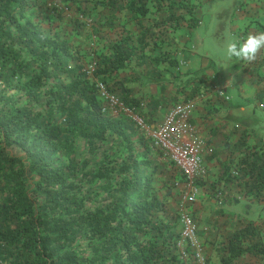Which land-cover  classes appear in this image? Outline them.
<instances>
[{
    "label": "trees",
    "instance_id": "obj_1",
    "mask_svg": "<svg viewBox=\"0 0 264 264\" xmlns=\"http://www.w3.org/2000/svg\"><path fill=\"white\" fill-rule=\"evenodd\" d=\"M64 1L83 17L97 6L124 4L139 19L164 10L157 23L170 21L171 30L196 7L191 0ZM38 6L0 0V264H198L193 248L180 249L177 220L155 191L157 150L129 116L101 109L96 82L117 94L107 82L132 55L129 37L110 43L111 54L100 55L91 74L68 70L67 43L29 19ZM82 28L77 21L70 33ZM56 71L71 80L50 83ZM222 175L240 185L245 201L220 242L218 264L246 257L264 264V148L241 144Z\"/></svg>",
    "mask_w": 264,
    "mask_h": 264
},
{
    "label": "crops",
    "instance_id": "obj_2",
    "mask_svg": "<svg viewBox=\"0 0 264 264\" xmlns=\"http://www.w3.org/2000/svg\"><path fill=\"white\" fill-rule=\"evenodd\" d=\"M92 1L99 4L101 0ZM191 1L196 5L195 11L172 30L170 21L163 26L157 23L166 18L167 11L148 13L139 19L131 17L124 4L118 8L97 6L91 10L90 16L83 17L73 1L39 0V6L29 13V19L33 22L41 20L42 29L67 43L70 53L66 59L68 70H86L88 63L89 67L93 65L95 68L100 55L111 54L110 43H114L118 36L129 37L126 44L132 55L111 74L107 83L120 96L124 93L126 99L137 102L135 114L149 128L160 124L176 103L198 97L190 121L198 128L207 147L203 157L206 175L200 180L201 185L231 190L228 198L223 197L220 209L225 212L223 217L236 219L240 216L238 207L245 201L239 191L240 185L221 178L223 167L239 156L241 144L264 148V123H260V113L256 110L258 107L262 109L264 116V49L252 61H225L219 59L218 54L215 60L221 63L220 66L211 60L209 63L202 56L204 41L197 33L198 27L207 23V15L212 16L226 0ZM231 19V34L237 37L264 30V0H240ZM77 21H82L83 28L78 34L70 33ZM163 28L166 32L157 38L155 35H160ZM52 73L50 83H66L72 77L68 71ZM219 85L228 99L219 95ZM180 177L176 173V179ZM235 200L239 203L234 204Z\"/></svg>",
    "mask_w": 264,
    "mask_h": 264
},
{
    "label": "rangeland",
    "instance_id": "obj_3",
    "mask_svg": "<svg viewBox=\"0 0 264 264\" xmlns=\"http://www.w3.org/2000/svg\"><path fill=\"white\" fill-rule=\"evenodd\" d=\"M222 3L226 5L220 2L221 7H218V10H214L212 16L210 14L207 15L206 18L209 21L202 23L197 31L199 37L204 41L202 56L204 59H208L209 63V60L215 63V55L218 54H220L219 59H223L221 52L224 47L225 35L229 32L231 33L232 28H230L229 24L232 20L235 7L240 4V0H226ZM220 64L218 61L216 62V66H220ZM89 65L88 63L86 68ZM256 110L260 113V123H264V116L261 114L262 109L258 107ZM256 130L261 134L262 131L258 127ZM262 135H264V132ZM153 152L155 155L154 164L157 165V170L153 176V184L157 194L162 198L165 197L164 201L167 213L173 220H177L180 230L182 229L179 221L181 213H186L195 224L196 246L194 247L199 249L200 259H202L198 261V264H218L217 252L220 251V242L237 226L235 219L225 218L220 215L223 197L228 198L232 194L231 190H227V187L225 189L221 187L215 188L216 186H213L211 189L202 187L201 183L203 182L196 181L199 191L193 202H187L183 199L184 188H181V186L177 188L173 185L174 175L170 164L158 151L153 150ZM232 183L236 185L234 182ZM238 264L260 263L255 261L253 257H246V259H241V262H238Z\"/></svg>",
    "mask_w": 264,
    "mask_h": 264
},
{
    "label": "built area",
    "instance_id": "obj_4",
    "mask_svg": "<svg viewBox=\"0 0 264 264\" xmlns=\"http://www.w3.org/2000/svg\"><path fill=\"white\" fill-rule=\"evenodd\" d=\"M95 68L93 65L86 69L91 74ZM218 93L224 96V89L218 86ZM96 91L103 101L102 112L111 118H119L122 115L129 116L135 126L144 132L150 139L152 147L155 148L162 157L168 161L175 173H179L180 178L174 180L175 187L183 186V199L193 202L199 191L196 181H200L206 175L203 157L206 152V142L200 135L198 128L191 124L190 117L197 105L198 97H191L176 103L165 115L163 121L155 127L149 128L143 120L135 114L133 108L125 106L119 96L109 91L106 85L99 80L96 82ZM183 181V182H182ZM222 202V201H221ZM182 225L181 240L178 243L180 249L183 245L193 248L197 261H200L199 249L196 246V227L191 218L186 213L179 215ZM184 254V253H183Z\"/></svg>",
    "mask_w": 264,
    "mask_h": 264
},
{
    "label": "clouds",
    "instance_id": "obj_5",
    "mask_svg": "<svg viewBox=\"0 0 264 264\" xmlns=\"http://www.w3.org/2000/svg\"><path fill=\"white\" fill-rule=\"evenodd\" d=\"M264 49V30L237 37L230 32L225 35L224 47L221 55L225 61L233 59L252 61L258 52Z\"/></svg>",
    "mask_w": 264,
    "mask_h": 264
}]
</instances>
